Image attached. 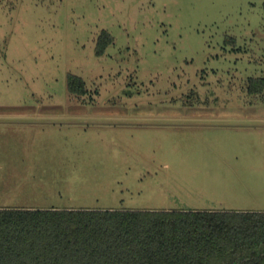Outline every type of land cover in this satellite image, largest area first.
Listing matches in <instances>:
<instances>
[{
	"label": "rangeland",
	"instance_id": "obj_1",
	"mask_svg": "<svg viewBox=\"0 0 264 264\" xmlns=\"http://www.w3.org/2000/svg\"><path fill=\"white\" fill-rule=\"evenodd\" d=\"M263 75L264 0H0V208L261 211Z\"/></svg>",
	"mask_w": 264,
	"mask_h": 264
},
{
	"label": "trees",
	"instance_id": "obj_2",
	"mask_svg": "<svg viewBox=\"0 0 264 264\" xmlns=\"http://www.w3.org/2000/svg\"><path fill=\"white\" fill-rule=\"evenodd\" d=\"M113 43L103 30L96 53ZM246 89L264 103V75ZM0 264H264V210L0 208Z\"/></svg>",
	"mask_w": 264,
	"mask_h": 264
},
{
	"label": "crops",
	"instance_id": "obj_3",
	"mask_svg": "<svg viewBox=\"0 0 264 264\" xmlns=\"http://www.w3.org/2000/svg\"><path fill=\"white\" fill-rule=\"evenodd\" d=\"M17 208V207H16ZM21 208V207H20ZM50 209V208H57V207H49V208H47V207H42V208H39V207H35V206H30V207H24V209ZM60 209V208H59ZM101 209V208H100ZM103 209H119V208H113V207H111V208H103ZM121 209V208H120ZM123 209H133V208H123ZM261 210H264V207L263 208H261Z\"/></svg>",
	"mask_w": 264,
	"mask_h": 264
}]
</instances>
